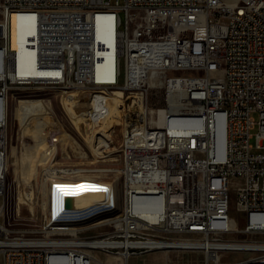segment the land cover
Listing matches in <instances>:
<instances>
[{"label": "built area", "instance_id": "1", "mask_svg": "<svg viewBox=\"0 0 264 264\" xmlns=\"http://www.w3.org/2000/svg\"><path fill=\"white\" fill-rule=\"evenodd\" d=\"M38 86L101 96L89 116L122 126V183L41 168L35 183L52 193L30 228L13 220L6 102ZM86 192L95 200L69 201ZM158 250L200 257L146 264H264V0H1L0 264H130Z\"/></svg>", "mask_w": 264, "mask_h": 264}, {"label": "rangeland", "instance_id": "2", "mask_svg": "<svg viewBox=\"0 0 264 264\" xmlns=\"http://www.w3.org/2000/svg\"><path fill=\"white\" fill-rule=\"evenodd\" d=\"M62 92H64L63 89L45 88L40 86L31 88L16 87L12 89L9 95V102H7L8 141L6 151H9V155L12 157V155H14L16 152L24 149L25 145L28 144V142L30 143V139L27 137H25V139L23 137L19 138L20 123L18 117L16 116V114L18 113V103H20V101H23L24 99L39 97L52 103L54 106L55 111L50 106L45 108V120H47L45 124L48 121L52 122L53 135L57 130L58 125L64 127L67 135H63L61 138L60 134L57 133L58 135H56L54 139L55 150L49 155V158L46 162L39 165L37 170L40 171L41 167H45L46 165L70 171H75L77 169L76 171H80L83 174H87L92 177L97 175L105 179H116L119 187H121L122 178L119 177L117 169L122 165L120 159H118L122 126L119 125L115 127L114 142L111 143V147L107 150L109 152L106 154L105 158H99V156L95 155L92 149H90L86 145L87 143L85 142L84 138H87V134L85 133V131L88 132V129L85 127L86 124H84L82 121V117L84 115L83 112L78 111L77 104L71 99L67 98L64 104V96ZM81 98H84L81 99V103H85V105L90 106L89 101L86 100L88 99L86 95ZM253 116L258 119L257 113H255ZM58 121L60 122V124L58 123ZM28 133L32 134V131H28ZM252 141L254 142V139ZM37 170L35 171V174ZM35 174L30 177L16 178L14 176V168L13 166H11L9 181L13 185V220H15V218H18V220H20L19 222H22L19 223L20 225L18 226L37 228L38 226H40L45 216V204L48 200V192L51 191V186L48 189L37 186L34 178ZM68 176H72V174H69ZM31 182L34 187V195L36 196V199H38V201L34 199V207H32L31 203L22 197V193L30 191V187L28 186V184L31 186ZM231 194L233 200V207L231 211L232 216L239 221L240 226H244L246 224V221L243 219L242 213H240L236 209V193L232 192ZM37 195L39 198H37ZM51 211H54V204H51ZM101 230H108V228L105 226L100 230H95L94 232H99ZM167 254L169 256V260L173 261H187L189 259H198L200 257L199 253L182 250L167 251ZM167 254L166 252H164V250L138 254L130 260V264H146L160 260H166L165 258ZM244 257H247V254L235 252H225L223 254V258L227 260H239Z\"/></svg>", "mask_w": 264, "mask_h": 264}, {"label": "bare ground", "instance_id": "3", "mask_svg": "<svg viewBox=\"0 0 264 264\" xmlns=\"http://www.w3.org/2000/svg\"><path fill=\"white\" fill-rule=\"evenodd\" d=\"M22 15H19L17 13L13 14L12 17V38H13V46L20 49L21 52L25 51L24 47V33H23V25L24 21L22 20ZM95 91L89 90V89H74L71 92L64 91L62 92L64 96V104L68 99H71L72 101H75L77 104L78 111L83 112L82 121L85 125V127L88 129V132L85 131L87 134V138L85 139V142L87 143V147L92 149L93 153L95 155H98L103 153L102 143L109 139V143L114 142V129L119 125V121L113 116V113H109V115L103 117L102 119L93 122L89 116L91 113V109L93 107H97L102 101L101 96L99 94H95ZM87 96L90 106L85 105V103H81V98L83 96ZM118 93H115L109 100L108 104L110 109L114 107V103L118 102ZM72 104V103H70ZM7 102H6V113H8L7 109ZM50 106L54 111V106L52 103L46 101L42 98H29L24 99L23 101H20L18 103V113L16 116L19 119L20 123V137H25L30 139V143L25 145V148L22 150H19L16 152L12 157L8 155V161L10 167L13 166L14 168V176L16 178L19 177H30L33 174H35V171L38 169L39 165L46 162L49 158V155L55 150V136L60 134L61 138L63 135H67L65 129L63 126L58 125L57 130L54 132L53 135V124L52 122L48 121L46 124L45 122V108ZM85 110V111H84ZM112 111H115L112 109ZM93 113V112H92ZM54 123V122H53ZM60 124V122L58 121ZM84 127V128H85ZM28 131H32V134H29ZM31 133V132H30ZM58 133V134H57ZM29 134V135H27ZM100 135V136H99ZM83 136V135H82ZM59 137V136H58ZM71 137V136H70ZM72 138V137H71ZM74 140V139H72ZM71 140V141H72ZM7 127H6V140H5V151L7 147ZM62 141V140H61ZM75 142V141H74ZM58 143V142H57ZM76 143V142H75ZM70 144V143H69ZM108 144V143H107ZM49 145V146H47ZM110 145V144H109ZM71 146V145H70ZM75 147V146H74ZM63 148V147H62ZM65 149V148H64ZM76 149V148H74ZM224 150V141H221L219 144V153L222 154ZM114 151V150H111ZM46 152V153H44ZM41 168H48L53 173V178H78V177H92L87 174H83L80 171H70L66 169L61 168H54L53 166L46 165L45 167ZM38 170L35 174V179L38 175ZM79 172V173H78ZM78 173V174H76ZM69 174H72V176H68ZM62 175V176H59ZM48 179V178H46ZM30 191L22 193V197L25 198L28 202L31 203V206L34 207L36 196L34 195V187L31 182ZM51 191L48 192V199L50 197V194L52 193V185H47L43 188H50ZM59 187H69V180H59ZM55 196L61 198V201L63 199V196L68 195V191L65 194H59L63 191H58ZM77 196V195H74ZM72 199H69V201H80L83 202L84 200H95V193L94 192H86V196H82V198L72 197ZM37 198L38 195H37ZM38 201V199H36ZM47 204L48 200L45 204V209L47 210ZM54 211H58V204H54ZM167 254V251H164ZM166 260L169 259V256L167 254Z\"/></svg>", "mask_w": 264, "mask_h": 264}]
</instances>
